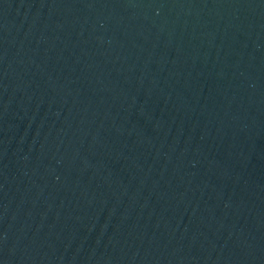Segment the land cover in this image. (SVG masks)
Returning a JSON list of instances; mask_svg holds the SVG:
<instances>
[{
	"label": "water",
	"instance_id": "1",
	"mask_svg": "<svg viewBox=\"0 0 264 264\" xmlns=\"http://www.w3.org/2000/svg\"><path fill=\"white\" fill-rule=\"evenodd\" d=\"M0 264H264V0H0Z\"/></svg>",
	"mask_w": 264,
	"mask_h": 264
}]
</instances>
